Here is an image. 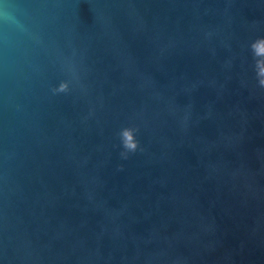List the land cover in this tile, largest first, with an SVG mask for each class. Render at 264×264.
<instances>
[{"label": "water", "instance_id": "water-1", "mask_svg": "<svg viewBox=\"0 0 264 264\" xmlns=\"http://www.w3.org/2000/svg\"><path fill=\"white\" fill-rule=\"evenodd\" d=\"M258 38L264 0H0V264H264Z\"/></svg>", "mask_w": 264, "mask_h": 264}, {"label": "clouds", "instance_id": "clouds-1", "mask_svg": "<svg viewBox=\"0 0 264 264\" xmlns=\"http://www.w3.org/2000/svg\"><path fill=\"white\" fill-rule=\"evenodd\" d=\"M250 49L256 61L255 71L258 85L259 87L264 88V60L259 59V57L264 56V38H258L253 41L250 45ZM51 91L54 95L67 93L69 91V82L62 81L57 87L51 89ZM136 132V128L126 127L121 129L119 138L120 146L122 148V151L120 152L122 159H127L128 154L135 153L138 150L139 142L135 138Z\"/></svg>", "mask_w": 264, "mask_h": 264}]
</instances>
